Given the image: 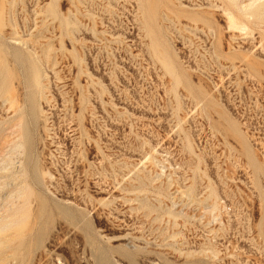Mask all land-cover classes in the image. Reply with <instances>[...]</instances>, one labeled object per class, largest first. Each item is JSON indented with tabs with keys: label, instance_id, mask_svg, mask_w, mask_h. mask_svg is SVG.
Instances as JSON below:
<instances>
[{
	"label": "rangeland",
	"instance_id": "1",
	"mask_svg": "<svg viewBox=\"0 0 264 264\" xmlns=\"http://www.w3.org/2000/svg\"><path fill=\"white\" fill-rule=\"evenodd\" d=\"M0 264H264V0H0Z\"/></svg>",
	"mask_w": 264,
	"mask_h": 264
},
{
	"label": "bare ground",
	"instance_id": "2",
	"mask_svg": "<svg viewBox=\"0 0 264 264\" xmlns=\"http://www.w3.org/2000/svg\"><path fill=\"white\" fill-rule=\"evenodd\" d=\"M242 3V2H241Z\"/></svg>",
	"mask_w": 264,
	"mask_h": 264
}]
</instances>
